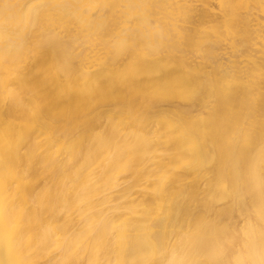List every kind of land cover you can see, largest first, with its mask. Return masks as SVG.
<instances>
[{"label":"bare ground","instance_id":"1","mask_svg":"<svg viewBox=\"0 0 264 264\" xmlns=\"http://www.w3.org/2000/svg\"><path fill=\"white\" fill-rule=\"evenodd\" d=\"M0 264H264V0H0Z\"/></svg>","mask_w":264,"mask_h":264}]
</instances>
